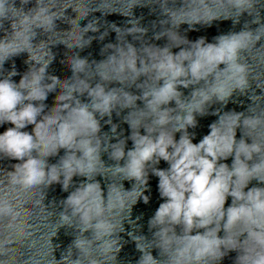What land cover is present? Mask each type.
<instances>
[{
	"label": "clouds",
	"instance_id": "9594fccd",
	"mask_svg": "<svg viewBox=\"0 0 264 264\" xmlns=\"http://www.w3.org/2000/svg\"><path fill=\"white\" fill-rule=\"evenodd\" d=\"M0 128V264H264V0H0Z\"/></svg>",
	"mask_w": 264,
	"mask_h": 264
}]
</instances>
